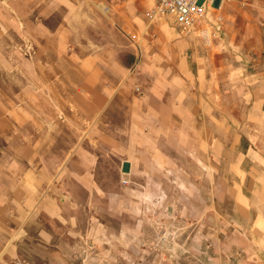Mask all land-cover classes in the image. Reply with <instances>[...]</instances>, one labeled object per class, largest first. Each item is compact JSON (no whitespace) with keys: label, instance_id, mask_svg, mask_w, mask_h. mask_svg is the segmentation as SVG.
Wrapping results in <instances>:
<instances>
[{"label":"rangeland","instance_id":"1","mask_svg":"<svg viewBox=\"0 0 264 264\" xmlns=\"http://www.w3.org/2000/svg\"><path fill=\"white\" fill-rule=\"evenodd\" d=\"M155 5L0 0V264H264V0Z\"/></svg>","mask_w":264,"mask_h":264},{"label":"built area","instance_id":"2","mask_svg":"<svg viewBox=\"0 0 264 264\" xmlns=\"http://www.w3.org/2000/svg\"><path fill=\"white\" fill-rule=\"evenodd\" d=\"M223 0H155V13L172 18L182 27H192L208 19V13L214 5L220 6ZM222 16L216 17L220 22Z\"/></svg>","mask_w":264,"mask_h":264}]
</instances>
